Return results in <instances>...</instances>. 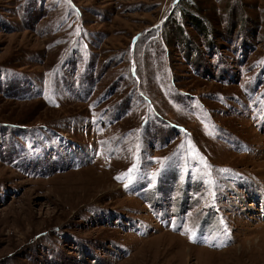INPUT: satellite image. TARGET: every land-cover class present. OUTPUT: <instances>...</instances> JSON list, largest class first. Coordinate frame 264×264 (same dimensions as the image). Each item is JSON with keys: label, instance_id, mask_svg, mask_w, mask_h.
<instances>
[{"label": "rangeland", "instance_id": "obj_1", "mask_svg": "<svg viewBox=\"0 0 264 264\" xmlns=\"http://www.w3.org/2000/svg\"><path fill=\"white\" fill-rule=\"evenodd\" d=\"M0 264H264V0H0Z\"/></svg>", "mask_w": 264, "mask_h": 264}, {"label": "trees", "instance_id": "obj_2", "mask_svg": "<svg viewBox=\"0 0 264 264\" xmlns=\"http://www.w3.org/2000/svg\"><path fill=\"white\" fill-rule=\"evenodd\" d=\"M199 27L201 26V20L200 18L197 19V23H196Z\"/></svg>", "mask_w": 264, "mask_h": 264}]
</instances>
